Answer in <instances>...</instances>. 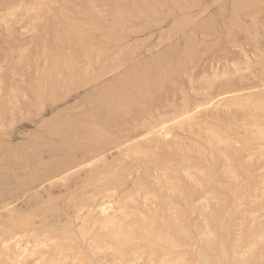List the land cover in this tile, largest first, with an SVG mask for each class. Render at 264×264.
I'll return each mask as SVG.
<instances>
[{
  "label": "rangeland",
  "instance_id": "rangeland-1",
  "mask_svg": "<svg viewBox=\"0 0 264 264\" xmlns=\"http://www.w3.org/2000/svg\"><path fill=\"white\" fill-rule=\"evenodd\" d=\"M0 264H264V0H0Z\"/></svg>",
  "mask_w": 264,
  "mask_h": 264
},
{
  "label": "bare ground",
  "instance_id": "bare-ground-1",
  "mask_svg": "<svg viewBox=\"0 0 264 264\" xmlns=\"http://www.w3.org/2000/svg\"><path fill=\"white\" fill-rule=\"evenodd\" d=\"M87 158H88V157H87ZM104 203H105V202H104ZM101 208H104V206H103V207H101ZM101 208H100V209H101ZM108 209H109V208H108ZM106 211H107V210H106Z\"/></svg>",
  "mask_w": 264,
  "mask_h": 264
}]
</instances>
